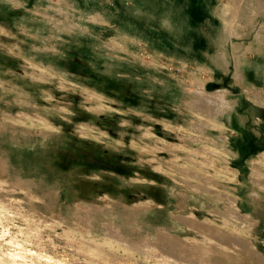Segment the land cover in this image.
I'll list each match as a JSON object with an SVG mask.
<instances>
[{"label": "rangeland", "instance_id": "1", "mask_svg": "<svg viewBox=\"0 0 264 264\" xmlns=\"http://www.w3.org/2000/svg\"><path fill=\"white\" fill-rule=\"evenodd\" d=\"M197 1L0 0L1 253L264 264V0Z\"/></svg>", "mask_w": 264, "mask_h": 264}, {"label": "bare ground", "instance_id": "2", "mask_svg": "<svg viewBox=\"0 0 264 264\" xmlns=\"http://www.w3.org/2000/svg\"><path fill=\"white\" fill-rule=\"evenodd\" d=\"M238 1V0H237ZM200 6L202 8H205L209 10V5L208 2L206 0H199L197 1V6ZM126 7V5H125ZM122 8V7H121ZM127 8V7H126ZM129 8V7H128ZM186 8V6H185ZM201 8V9H202ZM124 9V8H123ZM234 10V9H233ZM132 11V9H131ZM128 12V11H127ZM140 13V12H139ZM135 14V13H134ZM237 14V13H236ZM133 14H131V12L129 13H125L124 12H119L118 19L120 21L119 23V27H121L123 30H128V29H133L136 31V33L138 34V36L140 38H143L145 40V42H148V44L154 48V47H159L158 44V37H159V33H155L153 31H151L149 29L148 26L143 25V17H139V18H132ZM209 15L214 16L215 14H213V11L210 12L209 10ZM142 16V15H141ZM216 16V15H215ZM214 16V17H215ZM217 17V16H216ZM141 18V19H140ZM139 19V20H138ZM143 19V20H142ZM166 53V55H171V56H177V57H181L180 55H182L181 50L177 47L175 48H167L164 50ZM161 53V52H160ZM67 80V79H65ZM222 100V99H221ZM220 100V101H221ZM219 101V103L217 104V107L214 108V110L212 111L213 116H215L216 118L221 117L225 112L227 111H232L234 110V106L230 101L227 100H222L221 102ZM230 120V119H229ZM202 121V120H200ZM207 123V121H206ZM205 126V123H203ZM194 128V127H193ZM230 189V188H229ZM224 194V193H223ZM236 195V194H235ZM239 197V196H238ZM230 198V197H229ZM237 202V201H236ZM235 202V203H236ZM87 216V215H86ZM82 217V216H81ZM85 217V216H84ZM92 218V217H91ZM82 220V218H81ZM86 224V223H85ZM109 225V224H108ZM85 226V225H84ZM87 226V225H86ZM90 225H88L87 227H89ZM91 228V227H90ZM107 228V227H106ZM105 228V229H106ZM108 229V228H107ZM122 229V228H121ZM86 231V230H85ZM109 232L111 230H108ZM91 232V231H90ZM121 232V231H120ZM108 233V232H107ZM121 234V233H120ZM117 235V234H116ZM3 237V236H2ZM5 239V238H4ZM13 240V239H12ZM105 240V239H104ZM103 241V240H102ZM104 242V241H103ZM106 242V241H105ZM5 244H8V242H4ZM13 243V242H12ZM18 243V242H17ZM146 244V243H145ZM11 245V244H10ZM15 245V244H14ZM21 245V244H20ZM88 245V244H87ZM94 245V244H93ZM8 246V245H7ZM18 247V244L16 245ZM23 246V245H22ZM97 246V245H96ZM24 248V246H23ZM21 248V246H19V249H13L12 251L9 252H2L0 251V261H4L3 258L4 256L9 257L10 263L11 264H37L36 260L38 259H44L46 260V262H49V264H65L62 263L61 261H58L57 258L55 259L54 257H51L50 255H46V256H42L39 252H36V250L34 251L33 249H23ZM22 249V250H21ZM86 252V251H85ZM101 252V251H100ZM39 253V254H38ZM84 254V253H83ZM88 254V253H87ZM96 255V254H95ZM3 256V257H2ZM92 256V255H90ZM98 256V255H97ZM106 256V255H105ZM104 256V258H105ZM108 256V255H107ZM100 257V256H99ZM96 258V257H95ZM93 258H91L92 260ZM106 260V259H105ZM109 261V260H107ZM44 262V261H42ZM101 262V261H100ZM1 263V262H0ZM9 263V264H10ZM115 263V262H114ZM5 264V263H4ZM8 264V263H7ZM41 264V263H40ZM117 264V263H116Z\"/></svg>", "mask_w": 264, "mask_h": 264}]
</instances>
